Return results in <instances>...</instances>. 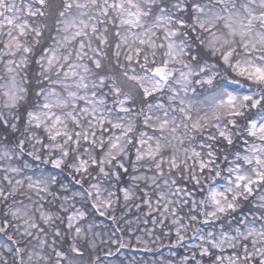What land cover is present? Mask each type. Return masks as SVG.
<instances>
[{
	"label": "snow or ice",
	"instance_id": "snow-or-ice-1",
	"mask_svg": "<svg viewBox=\"0 0 264 264\" xmlns=\"http://www.w3.org/2000/svg\"><path fill=\"white\" fill-rule=\"evenodd\" d=\"M0 264H264V0H0Z\"/></svg>",
	"mask_w": 264,
	"mask_h": 264
},
{
	"label": "trees",
	"instance_id": "trees-1",
	"mask_svg": "<svg viewBox=\"0 0 264 264\" xmlns=\"http://www.w3.org/2000/svg\"><path fill=\"white\" fill-rule=\"evenodd\" d=\"M168 250V249H167ZM133 251L136 252L135 250H131V249H125L124 252H125V256L126 258H128L129 260H131L133 257H135L137 259V256H135L133 254ZM168 252V251H167ZM167 252H163L165 255L167 254Z\"/></svg>",
	"mask_w": 264,
	"mask_h": 264
},
{
	"label": "rangeland",
	"instance_id": "rangeland-1",
	"mask_svg": "<svg viewBox=\"0 0 264 264\" xmlns=\"http://www.w3.org/2000/svg\"><path fill=\"white\" fill-rule=\"evenodd\" d=\"M138 252H141V251H138ZM166 252H167V251H166ZM142 253H143V252H142ZM158 258H159V257H158ZM158 258H157V259H158ZM124 259H125V258H124ZM149 259H151V258H149ZM153 259H154V258H153ZM126 260H129V259H128V258H126Z\"/></svg>",
	"mask_w": 264,
	"mask_h": 264
}]
</instances>
